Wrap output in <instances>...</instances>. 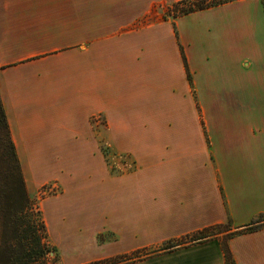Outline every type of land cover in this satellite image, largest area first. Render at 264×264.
<instances>
[{"label": "crops", "instance_id": "0c3cea01", "mask_svg": "<svg viewBox=\"0 0 264 264\" xmlns=\"http://www.w3.org/2000/svg\"><path fill=\"white\" fill-rule=\"evenodd\" d=\"M176 1L0 0V99L29 196L60 188L39 201L59 264L264 217L262 0L157 19ZM101 146L132 169L111 173ZM220 238L144 261L227 264ZM227 245L264 264V227Z\"/></svg>", "mask_w": 264, "mask_h": 264}, {"label": "trees", "instance_id": "16d2710c", "mask_svg": "<svg viewBox=\"0 0 264 264\" xmlns=\"http://www.w3.org/2000/svg\"><path fill=\"white\" fill-rule=\"evenodd\" d=\"M229 1L232 0H178L163 7V14L158 18L155 15L156 10L153 9L150 15L139 20L134 24V27L151 23L156 18L162 20L175 18ZM262 4L264 9V0H262ZM180 51L187 79L191 83L181 47ZM103 153L107 156V148ZM262 227H264L263 216L234 229L231 222L227 220L225 223L207 226L177 239L167 240L156 248L144 247L130 253L94 260L85 264H118L122 261L149 257L161 251H169L178 246H186L218 236H221V247L227 264H234L227 245L228 239L236 234L253 232ZM48 245L50 244L47 241L45 225L40 212L25 187L20 163L0 99V264H27L31 258L43 256L46 252L54 254V247ZM48 247L51 248L48 249Z\"/></svg>", "mask_w": 264, "mask_h": 264}, {"label": "rangeland", "instance_id": "374dc122", "mask_svg": "<svg viewBox=\"0 0 264 264\" xmlns=\"http://www.w3.org/2000/svg\"><path fill=\"white\" fill-rule=\"evenodd\" d=\"M157 12L159 13V15L163 14L162 9L157 10ZM93 124L95 126V130H97L98 132L103 128L104 125V118L100 115H97L95 117H93ZM102 148V153L104 151L105 146H101ZM100 147V148H101ZM103 156L105 158V162L106 165L109 169V171L113 174H117L119 172H123V171H128L130 169H132L133 167V162L130 156L126 155V154H122V153H115L112 152L111 149L107 148V156L104 155ZM60 191V188L57 184H46L41 186L36 194L34 195V201L36 203V207L40 212L39 209V201L41 200L42 197L51 195V194H55L58 193ZM98 241L99 242H104L107 240H112L115 238L114 235L111 234H107V233H101L98 235ZM51 246V245H48ZM51 248V247H50ZM48 247V249H50ZM156 248V247H154ZM47 249V248H46ZM166 251H161V253H164ZM154 256L151 255L149 257ZM149 257H143V258H133L130 260H126V261H122L119 262L118 264H151V263H146L144 260L149 258ZM35 259V260H34ZM27 264H59V257L56 253V249L54 248V254L53 252H46L43 256H38V257H33L31 258V261L28 262Z\"/></svg>", "mask_w": 264, "mask_h": 264}]
</instances>
